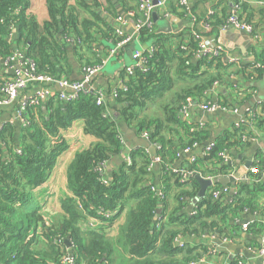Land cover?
<instances>
[{
    "label": "trees",
    "instance_id": "16d2710c",
    "mask_svg": "<svg viewBox=\"0 0 264 264\" xmlns=\"http://www.w3.org/2000/svg\"><path fill=\"white\" fill-rule=\"evenodd\" d=\"M104 1L108 13L116 15L131 10L132 21L140 16L137 0H132L135 5H128L126 0ZM45 3L48 16L39 23L27 11L29 0H0V70L2 60L18 48L34 60L37 72L56 79L64 78L61 73L66 63L62 59L67 42L72 40L75 47L80 46L96 41L98 34L113 43L117 40L112 24L99 14L101 3L98 0H45ZM239 8L242 14L241 6ZM80 12L86 15H80ZM226 17L213 12L208 18L211 29L223 25ZM11 22L17 35L12 39L7 29ZM182 35L185 31L167 38L141 28L139 41H151V46L155 47L147 69L135 70L127 78L123 72L125 89L123 86L116 89L112 105L107 103V110L97 105L91 95L80 94L71 102L48 98L29 112L28 127L17 120L1 124L0 264L60 262L62 253L68 248L75 264H111L112 252L104 228L125 207L121 240L128 256L123 260L124 264H187L207 251L202 244L204 235L226 236V220L238 217V213L245 210L251 214L260 211L258 198L264 194L262 159L252 162L257 171L251 173L255 179L238 183L231 201L225 203L212 196L214 190L221 191L219 187H223L215 184L206 188L204 197L196 203L191 214L182 211L185 197L197 190L192 175L214 178L228 170L230 165L223 161L220 152L243 144L241 135L250 133L248 123L256 127L264 124V118L255 114L252 108L246 113L245 122L233 123L210 138V130L204 125L180 116L183 106L204 97L215 81H223L226 72L213 70L232 64L225 56L194 58L192 53L197 47L194 37L187 33V42H183ZM171 36L177 38L174 49L168 43ZM182 45L187 49L182 50ZM260 60L256 56L254 62L240 64L237 73L247 81L259 74L260 69L253 68V64ZM91 64L94 62L84 64L82 68ZM226 86L228 90L218 95L217 103L238 108L250 98L248 90L252 87L241 82H230ZM208 101L212 102L209 98ZM250 112L253 114L249 115ZM78 119L83 121L84 133L96 140L75 153L67 168L71 195L61 201L60 213L48 215L41 211L43 205L40 206L33 191L47 180L57 156L67 146L61 131ZM121 123L139 135L146 131L149 142L159 145L155 155L161 158L159 164L165 176L161 183L163 198H158L151 190L155 185L148 175L151 170L148 151L134 148L124 152L119 135ZM204 142H212V148L203 155H196L194 161H185L181 168L191 171L192 175L181 182L180 174L170 169L174 161L180 158L185 146ZM122 153L124 156L109 175L106 170L103 174L98 172L99 163H107ZM171 179L180 188L175 197L181 205L168 212L166 191ZM186 184L193 190L183 188ZM88 220L99 223L95 225ZM231 226V231L235 232L240 228ZM246 231L250 236L246 242L259 247L258 240L264 239V223L257 218L251 220ZM179 237L200 238V242L179 245L176 243ZM230 264L238 263L234 259Z\"/></svg>",
    "mask_w": 264,
    "mask_h": 264
},
{
    "label": "crops",
    "instance_id": "0c3cea01",
    "mask_svg": "<svg viewBox=\"0 0 264 264\" xmlns=\"http://www.w3.org/2000/svg\"><path fill=\"white\" fill-rule=\"evenodd\" d=\"M30 6L27 10L31 13L39 23H42L47 19V9L45 0H29ZM101 3V9L99 14L106 19L108 23L113 24L115 14L108 13L104 9V0H98ZM128 5H135L132 0H126ZM190 6V11L194 15L196 22L193 24L190 19L184 14L179 7V0H162V4L155 7L156 18L153 20V32L163 36L174 35L185 31V35H182V41L187 42V33L191 35V30H197L203 33L204 38L213 43H219L223 45L226 50V58L231 61L232 64L226 65V67H220L213 70L216 72L220 70L223 75V81L218 82L216 85L205 93L204 97L194 99L191 101L188 111V119L191 122L204 125L206 129L210 130L211 137L214 138L216 134L223 129L231 127V125L242 118H246V113L249 109L255 110L259 113L260 108H264V0H187ZM73 2V0H71ZM239 4L241 6L242 15L247 18L253 24V33L249 34L244 31L238 30L231 25H221L218 28L203 30L201 27V21L208 19L213 14H209V11H216L220 17L228 15L230 8ZM123 13V12H121ZM119 14V13H117ZM80 15H86L84 12H80ZM190 27V29H187ZM133 25L127 24L124 30L127 33L132 31ZM17 35L15 31L11 37L15 38ZM96 41L90 43H83L80 46H74L73 41L66 43L65 56L62 59L64 64L62 77L68 78L70 81L80 80L83 76L82 66L87 63H102L101 69L93 75L91 84L95 87H99L104 91L105 101L112 105L113 95L116 89L123 86L125 81V67L132 65L134 62L133 52L134 50H145L151 46V41L142 42L134 40L133 42L113 50L114 43L109 38L103 37L100 34L96 36ZM177 38L171 36L169 42L170 48L174 49ZM174 41V42H173ZM256 56L261 58L260 62L262 67L259 68V74L251 77L247 81L240 73H237V68L240 64H249L254 62ZM237 61V62H235ZM230 62V63H231ZM224 70V71H223ZM10 75L8 70H0L1 75ZM241 82L242 84L252 87L248 90L250 98L241 103L236 112L233 111H215L209 112L201 109L199 104L202 101L211 100L217 101L218 95L226 93L228 90V83ZM243 86V87H244ZM36 90H50L58 92L61 90L60 86L56 83L36 82L35 85L28 87L29 94H33ZM43 102V100H42ZM210 102V101H209ZM17 103H13L10 106H0V126L3 122L15 119V107ZM231 108V107H229ZM250 115V113H249ZM249 136L246 137L242 145H235L228 150L224 151L226 161L230 165L229 169L219 173L216 177L229 176L238 172L234 177V182H227L225 184L219 181L213 182L210 186L218 184L225 188L226 191L221 192L218 198L222 201L229 202L233 198L236 191V186L240 182H251L255 178L252 177L250 167H253L252 162H257L259 159L264 160V124L262 127H256L253 124L248 125ZM120 137L124 145V152L134 148H148L152 146L148 138L139 135L132 128L128 127L125 123H121L119 126ZM181 132V131H180ZM182 133V132H181ZM62 137L65 139L67 146L56 158L55 164L45 182L37 186L34 191V197L38 203L42 206L41 211L48 215H55L61 212V201L65 196L71 195L67 186V168L75 153L81 149L87 148L96 139L92 135L86 134L83 131V121L75 120L68 128L61 131ZM183 136V135H182ZM211 140V139H210ZM208 143V142H207ZM207 143H202L196 146L188 153H180V158L174 161L173 167H184L185 161H189V157L194 154H199ZM156 151V148H155ZM125 153L120 156H115L106 163L105 173L109 175V171L116 167ZM155 155V154H154ZM152 159L153 156H150ZM246 162H249V166H246ZM108 170V172H107ZM264 175V173H262ZM152 179L155 186L161 187V183L165 180L164 173L159 163H155L148 174ZM202 177V176H201ZM209 177V176H208ZM205 177V178H208ZM165 185V183H164ZM186 184L183 188L192 191V186L188 187ZM198 185V183H197ZM209 187V186H208ZM233 188L232 194L230 190ZM179 187L174 183L173 179L168 182V188L166 191V205L167 211H172L176 207H180V203L177 201L175 195L179 191ZM206 191V190H205ZM205 195H199V185L197 190L191 195L185 197V203L181 206L182 211L191 214L197 202H199ZM227 197H230L227 200ZM258 205L260 211L257 213H248L247 210L238 213V217L230 218L226 220L225 231L226 236H216L214 234H207L203 237V246L207 248V251L201 255L191 259L187 264H230L234 259L240 258L243 260V264H262L264 257L258 255L256 251L258 246H252L248 244L246 239H249L247 231H243L241 225L243 223H249L251 220L260 219L264 223V194H260L258 198ZM125 207L119 215L111 222L107 223L104 228V235L108 239L111 255V264H124L123 260L127 258V248L122 244L121 240V228L124 225L126 218ZM253 216L254 219H250ZM91 223L97 225V220H88ZM234 224L240 227L238 230L231 231V225ZM247 230V229H246ZM178 241L188 242L190 245L200 242V238L193 237H179ZM260 240V243H262ZM261 246V245H260ZM264 246V243H263ZM47 264H62L60 262H54L50 260Z\"/></svg>",
    "mask_w": 264,
    "mask_h": 264
},
{
    "label": "built area",
    "instance_id": "2783aa9c",
    "mask_svg": "<svg viewBox=\"0 0 264 264\" xmlns=\"http://www.w3.org/2000/svg\"><path fill=\"white\" fill-rule=\"evenodd\" d=\"M162 0H157V3L154 4L152 0H137V10L140 13V16L136 19V21H132L131 16L133 15V11L127 10L124 13H119L114 16V21L112 24L113 33L117 37V40L114 42V48L113 50H116L117 48H120L122 46H125L134 40H139V31L141 28H147L149 31H152L153 28V17L152 13L155 10L154 8L161 5ZM179 7L180 10L184 12V14L190 19V22L193 24L196 22V19L194 15L190 11V6L188 5L187 0H179ZM239 6L238 4H235L231 7L229 14L227 15L225 19V23L223 25H231L234 28L244 31L246 33L252 34L253 33V25L250 21H248L245 16L239 13ZM209 14H213V11L210 10ZM132 24L133 28L130 33H127L124 30L125 25ZM201 27L203 30L209 29L211 26L208 23V19H204L201 22ZM7 29L8 36L12 37L15 26L14 23L11 22L8 24ZM191 34L194 37L196 41V48L193 50L192 56L194 58H201V57H221L225 56L227 54L226 48L219 44V43H213L204 38V35L202 32L197 30H191ZM154 46H149L146 50V52H143V50H134L133 52V59L134 62L132 65H129L125 67V76L126 78L129 76H132L135 72V70H142L145 71L147 69V63L149 61L150 56L154 52ZM182 50H186L187 46L182 45L180 47ZM187 52V51H186ZM237 62V61H235ZM102 67V63H96L91 65H86L82 68L83 70V76L80 80H74L70 81L68 79L64 78H54L50 75L39 73L36 69V64L34 60L19 50L18 48H14L13 52L5 57L1 62V70H8L10 71V75H1V81H0V106H10L13 103H17L15 107V120H17L22 126L28 127L30 125V114L29 112H32V110L38 106H40V103L42 100L48 99V98H56L58 100L64 101V102H71L78 98L80 94H86L91 95L95 103L100 106H104L105 110H107V102L105 101V94L104 91L99 88L95 87L91 84V79L94 74H96ZM262 63L255 62L253 64V68H261ZM43 83V82H49V83H56L60 86L61 90L58 92H53L50 90H36L33 94H29L28 87L30 85H35V83ZM218 82L215 81L212 86L216 85ZM123 89H125V86L123 85ZM116 92H114L115 96ZM188 106H183L179 114L183 119H188L189 117V111ZM199 107L201 109L207 110L209 112H215V111H233L236 112L237 108L235 107H227L224 105H221L215 102H209V101H202L199 104ZM253 114V112H250V115ZM261 118H264V108H260L259 113H256ZM247 119L242 118L240 121L236 122L235 125H237L240 122H245ZM251 123H248L250 125ZM142 136L145 138H148V133L146 131L142 132ZM249 135L242 134L241 139L245 140L246 137ZM154 148H159V145L154 142L151 143ZM213 143L209 142L207 143L202 151L199 153V155L205 154V152L209 151L212 148ZM196 146H199L197 143H193L190 146H185L181 152L188 153ZM196 155L194 154L189 157L190 161H194L196 158ZM220 155L223 158V161H226L227 158L225 157L224 152H220ZM161 158L159 156L154 155L151 159V161L148 163L149 167H152L155 163H160ZM106 166V162H101L97 166V170L100 174L104 173V169ZM172 172H175L177 174H180V181L184 182L188 179L190 175H192L191 171H186L185 169L181 167H173L170 168ZM250 171L255 173L256 168L250 167ZM262 172L264 173V165L262 167ZM208 179L212 180L213 178L211 176L208 177ZM103 182H106V180L103 178ZM222 190H214L212 192V196L214 198H218L219 194L221 192L226 191L225 188H221ZM151 190L155 191L158 198L164 197V191L162 190V187L157 186H151ZM242 230L246 231L248 227V223H243L241 225ZM176 243L181 245V241H178L176 239ZM264 239L262 240L261 246L257 248L258 255L264 257ZM68 248V247H67ZM61 261L64 259V264H75L74 256L72 254L71 249H67L66 253H62L61 255ZM63 262V261H62ZM192 264V262L190 263ZM238 264H243V260L240 258L238 259ZM264 264V262L262 263Z\"/></svg>",
    "mask_w": 264,
    "mask_h": 264
},
{
    "label": "water",
    "instance_id": "95a60500",
    "mask_svg": "<svg viewBox=\"0 0 264 264\" xmlns=\"http://www.w3.org/2000/svg\"><path fill=\"white\" fill-rule=\"evenodd\" d=\"M154 4L157 3V0H152ZM152 17H153V20L156 18V15H155V11H153L152 13ZM225 59L227 60V58L225 57ZM148 153L150 156H154L155 154V148L153 146H150L148 148ZM246 166H249V162H246ZM238 172H235V174L233 175H229V176H220V177H214L212 180L208 179V178H203L201 176H199L198 174H193L192 177L196 180V182L198 183L199 185V195L202 196L206 190V188L208 186H210L213 182H217L219 181L220 183L222 184H225L227 182H231L233 183L234 182V177H236L238 174ZM233 192V188L230 190V194H232ZM230 197H227V200H229ZM157 212H159V210L157 209ZM250 219H254L253 216H250ZM261 239H259L258 241L260 242ZM66 245L68 246L69 243H68V240L65 239L64 240Z\"/></svg>",
    "mask_w": 264,
    "mask_h": 264
},
{
    "label": "rangeland",
    "instance_id": "374dc122",
    "mask_svg": "<svg viewBox=\"0 0 264 264\" xmlns=\"http://www.w3.org/2000/svg\"><path fill=\"white\" fill-rule=\"evenodd\" d=\"M62 261H63V262H62ZM62 261H61V263L64 264V262H65L64 259H63Z\"/></svg>",
    "mask_w": 264,
    "mask_h": 264
}]
</instances>
